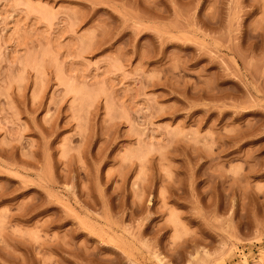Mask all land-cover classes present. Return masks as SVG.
Here are the masks:
<instances>
[{
	"label": "rangeland",
	"instance_id": "1",
	"mask_svg": "<svg viewBox=\"0 0 264 264\" xmlns=\"http://www.w3.org/2000/svg\"><path fill=\"white\" fill-rule=\"evenodd\" d=\"M0 264H264V0H0Z\"/></svg>",
	"mask_w": 264,
	"mask_h": 264
}]
</instances>
